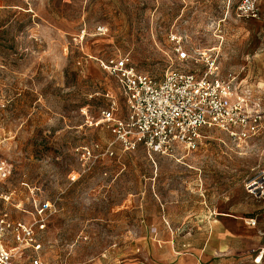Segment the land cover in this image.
Returning <instances> with one entry per match:
<instances>
[{
	"label": "rangeland",
	"instance_id": "374dc122",
	"mask_svg": "<svg viewBox=\"0 0 264 264\" xmlns=\"http://www.w3.org/2000/svg\"><path fill=\"white\" fill-rule=\"evenodd\" d=\"M242 1L0 0V212L31 221L35 201L55 204L44 263L264 264L245 223L263 200L244 188L264 170V128L243 147L203 129L195 149L158 155L97 123L110 94L125 112L98 61L129 53L156 78L211 56L259 99L264 127V0L249 15Z\"/></svg>",
	"mask_w": 264,
	"mask_h": 264
},
{
	"label": "built area",
	"instance_id": "2783aa9c",
	"mask_svg": "<svg viewBox=\"0 0 264 264\" xmlns=\"http://www.w3.org/2000/svg\"><path fill=\"white\" fill-rule=\"evenodd\" d=\"M241 7L248 15L254 13L253 0H243ZM170 38L176 43V59L189 60L191 56L180 39L175 34ZM98 63L115 80L125 112L116 113V101L110 94L109 105L100 110L97 123L104 124L126 150L142 146L158 155H169L180 147L193 150L201 131L210 128L225 132L233 143L243 147L264 128L261 103L253 91L236 73L221 76L209 55H204L202 69L168 68L160 78L140 72L129 53L99 59ZM244 188L264 202V170L248 177ZM34 205L31 221L13 219L0 212V264H46L39 252L44 243L42 235L56 206L49 200L35 201ZM259 221L262 256L264 212L259 218H247L245 223L256 226Z\"/></svg>",
	"mask_w": 264,
	"mask_h": 264
},
{
	"label": "crops",
	"instance_id": "0c3cea01",
	"mask_svg": "<svg viewBox=\"0 0 264 264\" xmlns=\"http://www.w3.org/2000/svg\"><path fill=\"white\" fill-rule=\"evenodd\" d=\"M263 204H264V202H263ZM227 216H230V215H227ZM249 218H252V217H249ZM254 218H257V217H254ZM259 218V217H258ZM248 226V225H247ZM249 228H252V229H254V228H257V227H259V229L261 230V223H260V221L257 223V225L256 226H248ZM260 232V231H259ZM259 246H258V248L260 249L261 248V245H262V243H261V236H260V233H259ZM263 258V257H262ZM259 263V262H258ZM255 264H257V263H255Z\"/></svg>",
	"mask_w": 264,
	"mask_h": 264
},
{
	"label": "bare ground",
	"instance_id": "6f19581e",
	"mask_svg": "<svg viewBox=\"0 0 264 264\" xmlns=\"http://www.w3.org/2000/svg\"><path fill=\"white\" fill-rule=\"evenodd\" d=\"M261 256V255H260ZM259 257V256H258ZM254 262H256V263H258V262H260V259H256V260H254Z\"/></svg>",
	"mask_w": 264,
	"mask_h": 264
}]
</instances>
